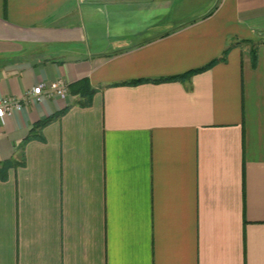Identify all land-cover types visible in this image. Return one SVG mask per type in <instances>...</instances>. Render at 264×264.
Returning <instances> with one entry per match:
<instances>
[{
    "label": "crops",
    "instance_id": "crops-1",
    "mask_svg": "<svg viewBox=\"0 0 264 264\" xmlns=\"http://www.w3.org/2000/svg\"><path fill=\"white\" fill-rule=\"evenodd\" d=\"M59 81L0 120V264H264V0H0V99Z\"/></svg>",
    "mask_w": 264,
    "mask_h": 264
},
{
    "label": "built area",
    "instance_id": "built-area-1",
    "mask_svg": "<svg viewBox=\"0 0 264 264\" xmlns=\"http://www.w3.org/2000/svg\"><path fill=\"white\" fill-rule=\"evenodd\" d=\"M69 96V88L63 81L56 84H40L32 88L22 100L15 98H1L0 99V120L3 122L4 118L11 114L14 110H20L24 101L41 102L43 97L47 99L60 98L67 99Z\"/></svg>",
    "mask_w": 264,
    "mask_h": 264
},
{
    "label": "trees",
    "instance_id": "trees-1",
    "mask_svg": "<svg viewBox=\"0 0 264 264\" xmlns=\"http://www.w3.org/2000/svg\"><path fill=\"white\" fill-rule=\"evenodd\" d=\"M225 59H226V53L221 59L216 60V61L210 63L209 65H207V66H205L203 68H200V69H197V70H193V71H191V72H189V73H187V74H185L183 76H179V77H174V78H170V79H167V80L158 81L156 83H162V82L176 81V80H182V79L191 78V77H193V76H195L197 74H200V73L206 71L209 67H211L214 64L220 62L221 60H225ZM142 83H144V81H134V82L128 83L127 85L136 86V85H140ZM71 88H72V94L81 95V97H83V98L89 97V96H91L94 93V90L91 89V87L89 86V83L87 82V80L80 81V82L74 84L73 86H71ZM51 120H52V118L47 119L44 122H40V123L36 124L31 129V133L35 132L37 130H40L43 127L47 126L51 122ZM11 166H12V164L9 161L0 163V174L3 175V177H6V175L8 173V170L10 169Z\"/></svg>",
    "mask_w": 264,
    "mask_h": 264
}]
</instances>
